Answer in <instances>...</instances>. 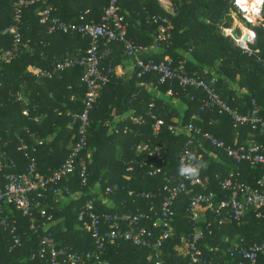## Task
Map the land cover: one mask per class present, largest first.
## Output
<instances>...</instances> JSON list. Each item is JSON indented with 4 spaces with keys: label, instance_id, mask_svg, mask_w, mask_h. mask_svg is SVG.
<instances>
[{
    "label": "trees",
    "instance_id": "trees-1",
    "mask_svg": "<svg viewBox=\"0 0 264 264\" xmlns=\"http://www.w3.org/2000/svg\"><path fill=\"white\" fill-rule=\"evenodd\" d=\"M44 1L46 5H50L49 0ZM85 1L90 2L86 4L88 7L80 3L70 12L62 6L56 11V15L64 22H99L108 0ZM172 3L174 11L170 14L159 8L154 1L151 8L140 12L138 25L120 11L129 24L127 38L140 45L135 39L137 29L148 28L153 34L157 31L156 26L146 23L147 18L159 15L168 17L172 23L171 41L167 47L153 55L155 61L172 59L176 64L184 60L188 73L207 70L209 76L217 78L216 89L230 107L245 112L250 108L251 101L255 100L264 109L263 23L259 22L255 26L257 41L254 49L258 53L256 56H248L235 47L229 38L221 35L219 30L232 22V0H172ZM41 7L42 4H36L23 8L19 27L21 44L9 62L3 61L1 55L4 51L12 50L13 37L0 35V158L6 156L15 164V169L6 168L0 172V187L5 184L6 174L21 173L26 169L27 163L18 149L19 139L36 146L38 171L41 174L57 170L70 153L69 144L75 142L76 129L68 128L72 115L81 112L83 108L86 88L80 81L84 72L82 68L67 69L50 78L41 79L32 73L33 68L51 71L58 62L78 53L77 50H80L79 53L87 50L90 42L79 35L48 34L37 16ZM87 8L89 11H86ZM81 15L83 20L79 19ZM12 24L13 13L9 1L0 0V32ZM153 43L154 41L151 44ZM112 51L104 65L111 63L112 67H117L125 59L122 56V46L113 44ZM67 53L70 54L65 55ZM157 80L156 74L138 78L135 70L133 78L124 82L125 85L121 82L116 84V79L112 76L110 82L103 87L98 103L90 114L88 150L91 152V163L88 167V187L80 186V179L76 174L59 185L74 194V199L63 196L55 202V196L51 191L47 192L48 206H43L51 219L47 222L48 228L44 229L41 223L46 220L41 219L38 209L34 210L33 218L39 226L36 232L29 229V217H23L13 205L5 204L3 215L9 223H15L21 246L10 252L12 236L8 229L0 226V264H50L48 256L40 258L37 254L39 239L47 234L52 236L57 249L71 248L79 254L93 251L90 233L77 221L78 212L91 199L97 200V213L122 214L128 210L133 213L144 212L151 220L143 224L151 228L154 214L160 206V198L153 200L154 205H150L151 201L140 199L136 194H157L165 184V179L177 177L178 161L189 140L182 128L189 123L233 148L249 142L264 143V137L249 127L233 126L227 115L209 110L201 112L200 107L205 99L203 92L193 89L183 91L177 83L170 85L169 82L159 85L154 92L149 84H156ZM136 82L141 86L138 84L134 88ZM21 87L24 94L30 92L29 102L25 101L28 105L17 101L18 94H22ZM169 90L172 96L167 95ZM181 107L185 109L182 110ZM25 109L27 115L22 113ZM127 110H134L132 119L119 123L112 135L107 132V128L101 126L115 114H122ZM148 111L163 122L157 137L152 135L155 120L149 118ZM42 114L47 119L37 123L34 119ZM135 118H141L143 123H135ZM172 127L179 129L174 132L170 129ZM48 138L52 139L46 142ZM34 139L41 141V144L36 145ZM143 144H149L151 148L161 147L164 152L163 164L151 158L145 167H136L133 173L126 172L130 160L146 157V154L137 155L136 151V147ZM193 147L198 148L201 158L191 165L199 166L198 174L189 177L199 178L202 183L192 187L188 195H182L176 200L173 218L175 235L162 248V264H189L190 259L184 252V246L194 228L202 233L199 247L207 264H247L239 257H230L229 250L236 244L248 247L263 242L264 225L252 211L240 225L232 221L221 225L219 219L209 212H205V220L194 225L188 218L187 207L190 197L197 193L212 192L217 202L228 197L230 193L222 191L219 182L231 171H238L240 180L250 186H256L263 171L247 163L235 164L222 151L214 150L199 136L193 141ZM45 153H48L51 163L42 166V155ZM155 167H160L161 173L154 177L148 176L147 171ZM129 175L131 178L128 179ZM205 179L207 182H204ZM115 185L118 189L111 196H103L105 191ZM129 192L132 194L129 195ZM103 197L108 204L103 203ZM34 199L37 200L35 196ZM110 204L113 206H109ZM100 260L109 264H153L151 251L135 248L124 241L106 245ZM88 264L96 262L92 260ZM257 264H264V252L259 256Z\"/></svg>",
    "mask_w": 264,
    "mask_h": 264
},
{
    "label": "built area",
    "instance_id": "built-area-1",
    "mask_svg": "<svg viewBox=\"0 0 264 264\" xmlns=\"http://www.w3.org/2000/svg\"><path fill=\"white\" fill-rule=\"evenodd\" d=\"M13 13V24L0 32V35H11L13 37L12 50L4 51L1 59L9 62L15 53L19 50L20 41V24L23 8L42 4L38 10L37 16L42 25L46 28L48 34L66 33L69 35H79L87 38L89 48L81 53H76L64 58L58 62L51 71L32 69L36 78H50L66 71L67 69L79 67L84 70L80 78L81 83L86 88L84 99L82 100L83 108L81 112L72 115L70 126L76 129L75 142L71 147L62 165L49 174H41L38 171V160L36 157L37 148L27 143L24 139H19V151H21L26 169L21 173H9L5 175V184L0 187V226L8 229L12 236V242L9 251H13L21 246V241L17 237L16 225L14 222L9 223L7 217L3 215V206L5 204L13 205L14 208L21 212L23 217L30 218L29 229L36 232L38 225L33 218V211L38 209L42 222L41 226L47 229V222L51 219L46 208L48 199L46 193L51 191L57 202L60 197L74 199L67 188H61L62 182H67L78 175L80 186L88 187V167L91 163V152L88 150V130L91 125L90 114L95 109L103 87L110 82L114 75V67L111 63L104 65V61L112 55L113 44L122 46V56L132 62L133 70L136 71L138 78L149 74H156L158 80L156 84L150 83V88L156 92L158 86L169 82L177 83L183 90L193 89L205 94L200 111H215L219 115H227L235 127H249L259 136L264 137V115L263 108L258 106L255 100L251 101L250 108L245 112H240L237 108L229 106L216 89L217 78L209 76L207 70L201 72L188 73L185 67V61L174 63L172 59L165 61H155L153 55L159 53L164 47H167L171 41V20L166 16H156L147 18L146 23L157 27L155 41L149 46L138 45L131 39L127 38L128 23L120 12L119 0H108L103 9L99 22L90 21L88 23L77 24L75 22H64L57 15L55 9L46 5L44 0H8ZM230 13L232 22L228 27H220L221 35L229 38L233 45L243 54L256 56L258 53L254 46L257 41L256 24L263 23V12L251 24L244 20L234 8ZM255 32V38L252 33ZM233 33L235 35H233ZM264 38V35H263ZM172 96L171 91L167 92ZM152 105L149 106L151 108ZM26 115V113H24ZM150 119L155 120L152 126V135L157 137L160 128L163 125L161 120L148 111ZM135 123L141 124V118L133 119ZM176 132L179 128L172 127ZM182 131L189 136L179 161L178 170L182 165L191 166L196 160L201 158L197 147H193V141L196 136L201 137L209 143L214 150L222 151L227 158L235 164L247 163L259 167L263 175L256 183V186H250L240 180L238 171H231L219 182L222 191L229 192L230 195L223 200L216 201L214 193L208 194L197 193L190 197L187 207V215L190 221L197 225L205 212L213 214L221 222H235L240 225L245 216L252 211L255 217L262 221L264 225V143L249 142L243 143L233 148L226 145L224 141L216 139L209 133L202 132L192 123L185 125ZM32 136V135H30ZM35 140V139H34ZM35 144H41V141L35 140ZM149 144H143L136 147L137 155L146 154L141 160H130L126 172L133 173L136 167H145L148 159H155L156 162L163 164L162 148ZM135 166V167H134ZM6 168L15 169V164L6 156L0 158V172ZM161 173L160 167L151 168L147 175L154 177ZM131 178L129 175L128 179ZM207 182V179L204 180ZM203 182V183H204ZM199 178L191 179L187 175H180L174 179H165V184L158 190L157 194L140 193L136 197L151 201L160 198L158 212L154 214L152 227L147 228L144 222L150 221L151 217L144 212H135L128 210L122 214L117 212H96V199L89 200L77 214V221L86 228L90 233L93 241V251L88 253H77L71 248H59L50 234L44 235L39 239L38 256L49 257L50 264H88L89 261H95L96 264H109L102 262L101 256L104 254L106 245L115 242L124 241L135 248L151 251L153 264H162V248L164 244L173 238L175 228L173 218L175 216L174 206L176 200L182 195H188L190 189L201 184ZM118 187L115 185L104 192L105 197L111 196ZM132 193L129 192V195ZM34 196L37 200L34 199ZM124 206V203H121ZM202 239V233L198 228L193 229V233L185 242L184 252L189 256V264H207L203 258L199 242ZM264 252V240L259 244H253L248 247L234 245L229 250L230 257H239L247 264H257L259 256ZM242 264V263H240Z\"/></svg>",
    "mask_w": 264,
    "mask_h": 264
},
{
    "label": "crops",
    "instance_id": "crops-1",
    "mask_svg": "<svg viewBox=\"0 0 264 264\" xmlns=\"http://www.w3.org/2000/svg\"><path fill=\"white\" fill-rule=\"evenodd\" d=\"M90 1L92 2V0H90ZM154 1L156 2L157 6L161 9H163L165 12L170 13V14L173 13L174 7H173L172 0H120V11L122 13H124L128 18L132 19V22H134V24L138 25V23H139L138 18H140V15H141L140 12L147 11V9L151 8ZM48 2L55 9V11H58L59 8H62V6H64V8L68 9L70 12H72V9L74 7L76 8V6L78 4L81 3L82 5L86 6V4L88 3V1H85V0H49ZM86 7H88V6H86ZM86 11H89V8H87ZM80 18L83 20L84 19L83 15L79 16V19ZM231 18H232V16H231ZM135 39L137 42L140 43V45L151 44L153 41H155V34L151 33L148 28H146L144 30H140V29L138 30L137 29V31L135 33ZM66 49H68V47H66ZM79 51L80 50H77L78 53H79ZM68 54H70V53H67L65 55H68ZM133 73H134V70H133L132 62L124 59L122 61L121 65L114 67V77L116 79L115 83L118 84L119 82H121V84L125 85L126 83H124V82H127L133 78ZM138 84H139V86H141L140 83L136 82V84L134 85V88H137ZM128 87H130V86H128ZM21 90H22L21 91L22 94L21 93L18 94L17 101H19V102L22 101V102H24L25 105H28L27 102H29L30 92H27V93L25 92V94H24V91H23L24 89L22 87H21ZM241 92L243 93L244 91H241ZM111 93L112 92H110V99L112 97ZM123 99L121 98V100H123ZM113 100L116 101L115 97H113ZM25 101H27V102H25ZM181 109L184 110L185 108L181 107ZM133 111L127 110L125 112H122V114H115L110 121H106V122L102 123L101 126L107 128V130H108L107 132L112 135L113 130L116 128V126L119 123H122L124 121L132 119ZM22 113H23V115H25L24 113H26V115L28 114L26 109L23 110ZM43 119L44 120L47 119L45 114L40 115V117H36L34 120L38 123L39 121H41ZM70 127L71 126L68 125V128H70ZM235 136H237V134ZM73 138H74V136H73ZM51 139L52 138L46 139V142L51 141ZM72 145L73 144H69L68 148H71ZM117 153H119L118 148H117ZM42 158L44 160V162H43L44 164L41 163L42 166L47 165V163H51V160L48 158V153L43 154ZM102 201H103V203L108 204L106 198L103 197ZM109 206L112 207L113 204H110ZM223 223H225V222L221 221V225Z\"/></svg>",
    "mask_w": 264,
    "mask_h": 264
},
{
    "label": "clouds",
    "instance_id": "clouds-1",
    "mask_svg": "<svg viewBox=\"0 0 264 264\" xmlns=\"http://www.w3.org/2000/svg\"><path fill=\"white\" fill-rule=\"evenodd\" d=\"M234 8L251 24L264 12V0H234ZM252 37L255 38V32L252 33ZM178 171L180 175L195 176L198 174L199 166L182 165Z\"/></svg>",
    "mask_w": 264,
    "mask_h": 264
},
{
    "label": "rangeland",
    "instance_id": "rangeland-1",
    "mask_svg": "<svg viewBox=\"0 0 264 264\" xmlns=\"http://www.w3.org/2000/svg\"><path fill=\"white\" fill-rule=\"evenodd\" d=\"M104 198H105V197H104ZM204 216H205V214L202 215V217H201V221L205 220V217H204ZM183 246H184V245H183Z\"/></svg>",
    "mask_w": 264,
    "mask_h": 264
},
{
    "label": "water",
    "instance_id": "water-1",
    "mask_svg": "<svg viewBox=\"0 0 264 264\" xmlns=\"http://www.w3.org/2000/svg\"><path fill=\"white\" fill-rule=\"evenodd\" d=\"M233 35H235V34L233 33Z\"/></svg>",
    "mask_w": 264,
    "mask_h": 264
}]
</instances>
